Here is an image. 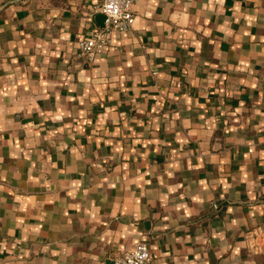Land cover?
Segmentation results:
<instances>
[{"label": "crops", "instance_id": "1", "mask_svg": "<svg viewBox=\"0 0 264 264\" xmlns=\"http://www.w3.org/2000/svg\"><path fill=\"white\" fill-rule=\"evenodd\" d=\"M0 0V264H264V0Z\"/></svg>", "mask_w": 264, "mask_h": 264}, {"label": "built area", "instance_id": "2", "mask_svg": "<svg viewBox=\"0 0 264 264\" xmlns=\"http://www.w3.org/2000/svg\"><path fill=\"white\" fill-rule=\"evenodd\" d=\"M136 1L102 0L101 3L94 5L92 16L102 13L106 19L104 25L94 27L91 33L80 42L81 53L87 61H93L97 54L111 46L115 33L124 34L133 29L137 20L134 9ZM245 239L252 252L264 246V227L249 230ZM151 260L149 245L141 241L115 259L113 264H149Z\"/></svg>", "mask_w": 264, "mask_h": 264}, {"label": "water", "instance_id": "3", "mask_svg": "<svg viewBox=\"0 0 264 264\" xmlns=\"http://www.w3.org/2000/svg\"><path fill=\"white\" fill-rule=\"evenodd\" d=\"M95 19L96 21L98 22V24L100 26L104 25V22H105V19H106V16L102 13H99L95 16ZM113 264V263H112Z\"/></svg>", "mask_w": 264, "mask_h": 264}]
</instances>
